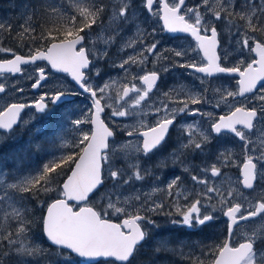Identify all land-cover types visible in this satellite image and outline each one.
<instances>
[{
  "label": "snow or ice",
  "instance_id": "obj_1",
  "mask_svg": "<svg viewBox=\"0 0 264 264\" xmlns=\"http://www.w3.org/2000/svg\"><path fill=\"white\" fill-rule=\"evenodd\" d=\"M203 3L207 4V0H203ZM154 5L158 8V11L155 13H153ZM130 6L131 0H112L111 24L114 25L113 30L117 33L120 29V22H128L126 12ZM184 6L185 0H174L172 3L169 0H146V7L149 14L155 15L159 20H162L163 30L173 34H189L195 40V47L192 51L199 50L203 53L206 65L199 66L197 63L192 62L181 64L179 65L180 67L193 69L195 72L204 74L206 77H212L216 74L237 77L236 91L228 90L227 88L222 89L220 87L214 89V92L219 94L221 98L216 102L215 107L227 106L229 112L219 116L217 118L218 122H212L210 129L216 134L228 131L239 138V140L245 141L246 136L244 131L240 130L237 126L242 125L244 129H252L254 121L264 122V92L257 89L258 84L260 85V89H264V37L256 35L258 32L264 33V22L259 20V16L264 15V0H261L259 9L256 8L254 2L245 0V6L252 13V16H248L247 12L240 15V19H246L247 24L243 30L236 27V32L243 31L241 38L236 41L238 46L236 50L241 55L246 50L248 59L245 61L244 59L237 58L232 66H221L224 61H227L231 53L228 49L221 48V54L218 55L217 48L220 46V41H218V31L213 26V21L202 20L201 14L198 11ZM182 7L184 8V14H181ZM231 7L232 0H228L227 6L222 5V10H224L226 16L225 27L229 35L233 34L232 28L235 26L228 18L231 15ZM103 11L104 9L98 5H93L91 10L88 8L81 9V16L84 17L83 23L76 25L74 19H69L68 23L71 27H65L63 29V36L59 42H52L50 47H47L43 51H36L27 59L16 55L15 59L0 63V70L6 68L9 73H20L21 64L27 65L35 64L37 61H46L51 69L68 74L83 92L89 94L92 100L93 111L84 120L77 119L75 124L91 123L94 125V128L90 134L84 133L77 145L78 147L82 145V150L78 159L74 161L71 175L67 176L66 182L59 189L58 195H62V198H57L55 202L47 204L46 206L42 205L46 210V215H42L40 218L42 231L52 245L58 246L59 249H66L80 258H86L89 261H95L97 258H114V262H119V264H134L139 246L146 238V232L142 230L141 224V221H145L146 217L134 214L127 219H123L122 223H114L106 215H102L101 212H97L92 216L88 215L94 212L93 208L88 206L89 196L103 183L102 168L104 162L109 160L106 152L109 147L107 140L113 136V132L100 118V114L104 110L101 99H103V94L108 88V84L93 86L89 83L90 77L87 75L93 69L96 76L100 75V69L95 67V60L106 56L107 51L105 50L103 53L97 55L94 60H90L89 55H91V49L87 53L85 50L86 36H90V32H86L84 35H80V33L84 32L85 28L91 29V26L97 23V15ZM52 14H57V9L52 8ZM189 14L194 18L191 22L189 18H186ZM253 17H256V19L254 20ZM220 19L221 12L215 11L213 13V20ZM5 28L6 26L4 24H0V31L5 30ZM52 39H55V37ZM155 48L156 45L152 44L145 50L151 53ZM253 53L258 59L252 56ZM174 54L177 57H181L187 55V50L175 51ZM142 63L144 61L139 62V64ZM133 64H138V62L129 57L121 60L118 64L113 62V67L122 69L127 76L130 74ZM139 79L147 86L142 94H140L141 89L135 86L131 89L125 88L123 92L124 96H127L129 91L136 92L138 94V99L136 100L137 105L149 96V93L156 86L158 76L153 71L150 74L140 76ZM46 81L45 68L40 67L38 69V76L32 84V87H43ZM5 91V87L0 84V94L5 93ZM65 96L66 93L62 89H56L50 96V100L58 102ZM226 97H231L233 100L238 97H243V103L245 105L252 99L260 103L258 107L254 108L234 106ZM44 100L45 97L41 96L40 102L35 104V108L41 113H44L48 108ZM201 102V96L191 97L192 104H200ZM203 102L209 103L210 101L203 99ZM25 107L27 105L24 103H13L5 111L0 112V129H12ZM188 111L191 110L187 104L180 109V113ZM128 114L127 111L122 110L111 113L112 116L119 117H125ZM192 114L207 115L210 121L213 119L212 113L195 112ZM176 115L177 113H173L171 117L165 116L162 119H158L155 122V126L142 125L146 129L143 131L140 130V127L133 126L128 131V136L142 138L140 141L142 146L137 147L136 151L147 157L157 149L165 141L169 127L173 125ZM188 128V140L181 144V150H199L202 152V143L192 139L191 125ZM200 136L204 143L210 140V136L206 132H201ZM62 159L68 161L73 160V157L68 155L67 157H62ZM257 165H260L259 169H257ZM59 167V164L46 165L44 167V173L47 174ZM243 167V185L245 188L253 189L257 177H259L261 182H264V152L256 159L255 163L249 157ZM185 171H188V169L185 168ZM144 173L148 174L149 170L144 169ZM211 174L217 176L219 175V170L213 166ZM59 175L60 173H57L56 177H46V175L32 177L21 182L20 185L11 184L9 187L23 193H31L38 197L41 191L45 194L52 191L51 185L56 182ZM107 175L114 181L122 180L123 183H128L129 179H135L136 181L145 179V175L141 174L140 171H136L133 177L125 178L123 171L113 170L111 164L108 166ZM191 178L194 183L203 186L206 194L218 193V189L209 186L208 181L197 179L195 176ZM40 181H44V185L33 192V185L38 184ZM70 181H72L71 186L69 184ZM178 182V178H174L169 182L168 190L170 195L172 194L170 189ZM70 187L71 193L69 191ZM230 195L231 193H229ZM136 199L139 200L140 197L137 196ZM10 200L11 193L7 190L0 189V204ZM69 201L75 202V210ZM11 206L9 204V207ZM173 207L175 208V214L182 219L172 222L180 223L189 228H192L194 225L204 226L216 218L212 214L216 211V207L211 204H202L200 199H195L187 207H182L179 203H174ZM163 208L164 204L161 202L147 207L146 210L148 212L159 213ZM202 208L204 209L203 213L201 211ZM108 209H114L115 214L123 213L125 216L129 215L125 208L116 207L111 200L107 203V208L104 212L107 213ZM220 210L223 211V209ZM14 211L19 216V211L15 209ZM257 211H264V203L259 204L258 208L251 211L247 216L241 212V204L239 203L227 207V211H223V214L231 221L229 225L231 228V225L236 223V214H240L241 220H248L256 216ZM167 214L172 215V213ZM28 227L29 223L26 217L19 220V233H26ZM231 236L232 233L229 232V237L220 243L219 246L211 247L210 252L213 259L210 261V264H264V247H258V245H264V235L260 237L245 236L243 242L234 241L231 239ZM6 242L15 247L17 252L28 257H33L38 251H43L42 249H35L33 247H21L16 244V241L8 238H6ZM195 264H205V262L197 258Z\"/></svg>",
  "mask_w": 264,
  "mask_h": 264
},
{
  "label": "flooded vegetation",
  "instance_id": "obj_2",
  "mask_svg": "<svg viewBox=\"0 0 264 264\" xmlns=\"http://www.w3.org/2000/svg\"><path fill=\"white\" fill-rule=\"evenodd\" d=\"M91 1L93 5H98L99 7H102L104 11L97 15L96 19L98 23L93 24L91 26V29L85 28L84 32H81L80 35H84L86 32H90V36H86L85 40L86 53L89 49H91V55H89L90 60H94L95 56L103 53L105 51L104 48L107 49L106 56L95 60V67L101 69L102 74H104L105 68L107 67L108 63L112 61L120 62L121 60L129 57L133 58L131 54V46L126 47L127 50L123 52V47L127 46V42H129V39L124 38L123 35L132 32L133 24H129V22L124 23L121 21L119 32L117 33L113 30L114 25L111 24L110 19V9H112V0H51V3L48 7V22L46 24L48 30L44 34H50L52 36L50 38V43L47 44V47L52 42H59V40L63 36V29L65 27H71V25L68 23L69 19H74L76 25H81L83 23L84 17L81 16V9L90 6L88 8L91 10L93 8ZM195 1L198 0H185L184 7H187L190 2L194 3ZM169 2L172 3L173 0H169ZM52 8L57 9L58 14L53 15ZM131 9H138L140 11L142 10V17L140 18V20L143 24H145V26L150 27L149 31L151 32V35L146 38L148 42H151V39L154 37L159 36L160 39H163L164 36L166 38L164 40L169 39L171 42H173L174 40L177 42H180L181 40H186L189 41L190 44L192 41L193 47H195V40L189 34L172 35L166 30H163L161 20H159L157 16L149 14L146 7V0H131V6L126 12L127 17ZM156 11H158V8L154 5L153 13H155ZM181 14H184L183 7L181 8ZM205 19H209V16H206ZM225 19L226 16H223L220 20H218V24L213 23V26L217 28L218 41H220V46L217 48L218 55L221 54V48H223L226 43H231L234 45L236 44V41L240 39L243 35V33L238 32L237 34H233V37L230 42L228 39L226 41L225 37H227V33L225 31H221L220 29V23L222 20L225 21ZM259 20L264 22V18L262 15L260 16ZM34 24L37 31L40 26H44L42 20H39V16H35ZM104 30L109 34V36L112 35V37H114L108 43V45L106 44V42H104V40L101 39V37L105 33ZM156 30H158V34ZM73 31H75V29H73ZM121 31H123V35L120 34ZM256 35L264 37V33L258 32L256 33ZM53 37H55V39H52ZM21 43L22 42L10 43V47H12V50L3 59L11 60L16 55L22 57H30V55L34 54L36 51H43L47 48L44 47L41 49L38 46V48L35 50V48L32 47L29 42L25 47ZM42 44L43 42H41V45ZM118 48H121V51ZM155 50L153 52H155ZM193 52L194 53L190 55L193 61L199 66L206 65V61L203 58V53L199 50ZM171 56H173V58L176 59L177 62L172 65V68L169 72L164 73L160 71L159 68L156 66L154 69H147V72L145 73L150 74L151 72L155 71L157 73L158 80L156 86L149 93L151 101L148 102L147 112L151 114H145L144 116H141L140 119L149 120L150 118H156L161 113H177L173 125L169 127V131L165 141L162 142L161 145L158 146V148L155 149L152 153H150L147 157H145L141 153V158L144 161L143 164L147 165L146 169L149 170V173L145 174L146 178L142 180V182H144V187H147V190H145L146 193L140 196V198H142L141 203L144 204L146 208L144 209L140 205H137L136 208H132V210L130 211L129 209H126L129 213L128 216L123 215V213L114 214V219H110L112 222L122 223L123 219H127L129 218V216L134 214H139L141 216L146 217L145 221H141L142 228L146 232V238L139 246V251L136 254L134 264H136L137 260H141L143 258H145L143 261L144 264H158V262L160 261L161 264H163L162 262L164 261H177V264H195L197 258L201 260V258H204L205 256H207L208 259L211 261L213 259V256L210 252L211 247L219 246L220 243H222L225 239L229 237V232L232 233L231 239L237 242H243L245 236L260 237L264 235V233L259 235L254 230V226L256 223L264 224V211H257L256 216L251 217L248 220H241L233 229V231H230V221L223 214V211H227V207L234 206L236 203H239L241 204V212L247 216L251 211L257 209L259 204L264 203V182H261L259 180V177H257V180L254 182L253 189H247L243 185L244 163L247 162V159L249 157H251L253 163H255L256 159L262 154V152H264V122L260 121H254V126L252 129H244L242 125L237 126L240 130L244 131L246 136L245 141L239 140V138L235 137L234 134L228 131H224L221 134H217L218 136H227V141L225 142V144L227 145V150H236L237 148H243L244 153L246 151L245 158L240 161L239 164L237 163V167L234 168V172L239 177V181L236 184V189L240 190L243 202L234 201L230 202V205H228L226 202V207L223 209V211L220 210L222 209V205H220V208H216V211L212 213L216 218L204 226H198V228H194L195 225L192 228H189L183 226L180 223L172 222L174 220L179 221L182 219L180 216L175 214V208L173 207L174 203H179L182 207H187L189 203L193 202V200L200 199L202 204H207V200L211 197H215L217 194L216 192H214L216 194H206L204 192L203 186L194 183L191 178L192 176H195L197 177V179H201L200 173L204 171V168L202 167V162L205 160V156L206 158L209 157L210 145L203 142L200 136L201 132L191 127L192 139L202 143L203 151L201 152L197 150L193 151L192 154H189L187 153L189 150H185L180 154L178 147L180 143H183V141L178 135L180 134V126L186 123H182L179 126V117H185L188 121L193 117H197L198 115H200H193L192 113H206L209 108H213L214 110H217L219 112L217 118L229 112V108L227 106L215 107L214 105L210 106L209 103L204 102L199 104V107L203 109H191V107H188L191 111L184 113H180V109L183 108V104L185 103V101H187L186 103L190 102L191 97L195 96L196 94L205 99H207V97L209 96L217 94L214 92L215 85H218L220 88L223 89L227 88V83H231L233 84V89L237 90V77L226 74H216L212 77H206L204 74L197 73L193 69L179 66L181 64H187L192 62H185V60L182 59V56L177 57L173 53L169 54V57ZM252 56L256 58L254 53L252 54ZM247 59L248 57L245 59V61H247ZM168 61L171 62L172 59L169 58ZM164 63L168 62L164 60ZM233 63L234 62L227 60L224 61L221 66H232ZM161 64L163 63H159V65ZM40 67L45 68L47 81L43 87L35 89L34 87H32V84L35 82V79L38 76V69ZM28 68H36L34 78H32V80H27L25 85L18 87V89L14 92L13 85H17L23 82L26 73V68H23L24 74L20 76H14L11 74L0 75V84H2V86H4L6 89L5 93L0 94V101L8 99L6 102V106L2 111H5L7 107L11 106V104L13 103H24L27 105L24 111L20 114V119L16 126H14L10 130L0 129V177L2 174L6 175L9 182L17 181L21 177H33L41 174L40 167H37L36 169L35 166H45L46 162L49 161L45 159V156L48 153L52 152L55 147V143L57 141L56 133L60 132L57 130H60L62 125H64L65 128L70 126L71 124L73 115L68 109L69 106L77 105L79 102L88 103V113L81 115L80 120H84L93 111L92 100L90 99L89 94L83 92V90L71 79L68 74L55 73L51 70V67L45 61H38L35 64H31ZM87 75L90 77V81H94L96 79L94 69L90 70ZM200 78H202L203 81H201ZM54 79L66 80L71 87L69 89H62L66 93V96L58 102L50 100V96L54 93L56 89L50 92L47 91V85H49V82ZM205 81L210 82V87L206 88V91L204 90L203 92L200 85ZM143 86L145 87V89L147 88L146 85L143 84ZM169 86H171V88L175 90L174 93H167L164 91ZM125 88L131 89L132 87ZM257 89H259L261 92H264V89H260V85L257 86ZM133 94L134 91H129V94L126 97L122 95L124 104L128 103V101L131 100ZM41 96L45 97L44 102L48 105V108L44 113L39 112V110L35 108V104L40 102ZM155 97H157V99ZM153 98L156 99V104L153 103ZM220 99L221 98L219 96V100ZM234 101L237 102L236 106H244L247 108L258 107L260 103L259 101L252 99L245 105L243 103V97H238ZM121 102L122 101H120V103ZM212 102L215 103L217 101L212 100ZM101 104L102 106H104L105 111V115L103 116V118L108 124V122L106 121V115L107 113H109V107L107 106L104 99H101ZM171 116L172 115L168 117ZM74 118L78 119L76 115L74 116ZM75 121L76 120H74V122ZM134 121L138 122V120L136 119ZM156 121L157 120H155V122ZM83 124L87 126L90 125V129L92 130L91 123ZM152 126H155V123ZM109 127L113 130L115 135L114 140H112L111 142L112 150L114 144L119 143L123 139L129 138V136L128 133L122 132L118 128L113 129V127L110 125ZM140 130L143 131L146 129L143 127ZM188 130L189 128H186L182 125L181 133L186 136L185 141L188 140ZM64 135L66 136V133H64ZM252 136L255 138L254 144L250 141V138ZM133 137L139 142L140 146H142L140 143L142 138L137 136ZM43 141L47 142L43 144L45 148H43L42 150V146L40 150H37L40 148V142ZM246 144L249 145L246 146ZM79 148L80 147H78V149L76 150L77 154H80L82 150L81 148ZM77 154L75 156L76 159H78L79 156V154L78 156ZM224 156L227 157V153H225ZM135 158L136 156L133 157L131 160ZM22 159L26 160V162H24L26 163V165H22L19 163ZM115 161L117 163V166L120 167L119 170L123 171L124 177H128L130 175V169L126 166V164L120 159V157H116ZM16 163H18V166L16 165ZM259 167L260 165H257V169H259ZM185 168H187L188 171H185ZM224 171L227 172V159ZM104 174H106V169ZM211 177L212 179H215L216 176L212 175ZM174 178H178L179 182L177 184H174L173 187L170 189V192L172 193L170 195L168 190V184ZM135 182L136 181L133 179H129L128 181V183L131 184V187L140 186L139 184H135ZM223 183L227 188V178L223 181ZM114 186H116L114 188L118 190L121 187L125 188V183H123L122 180L114 181ZM1 187L2 184L0 183V189ZM152 188H158V191L155 193V195L149 193V190ZM119 192L120 189L118 190V193ZM185 197H187V199H185ZM249 198L250 202L252 203L250 206H248L247 204V199ZM161 202L164 204V208L160 210L159 213L148 212L146 210L147 207L152 206L155 203ZM4 212L5 210L3 206H0V214H3ZM167 213H172V215H168ZM238 219H240L239 213L236 214V220ZM1 224L2 228H0V231L5 228L7 222H4L3 224L2 218H0V227ZM183 230H187L188 234L197 231L201 233L202 231L207 230L210 231L212 235L210 236L209 242L206 244L185 246V241L188 240V236L185 238L180 237L183 233ZM239 230L243 231L245 233V236L241 237L239 234ZM216 237L218 238L215 241ZM258 247H264V245H258ZM161 251H165V253L161 254ZM67 254L68 256L72 255L70 252H68ZM182 255L187 256L181 260L180 257ZM72 256L74 257V255ZM78 261H81L84 264L103 263V261H100L98 263H89L81 259H79Z\"/></svg>",
  "mask_w": 264,
  "mask_h": 264
},
{
  "label": "rangeland",
  "instance_id": "obj_3",
  "mask_svg": "<svg viewBox=\"0 0 264 264\" xmlns=\"http://www.w3.org/2000/svg\"><path fill=\"white\" fill-rule=\"evenodd\" d=\"M173 2H174V0H173ZM192 3L193 2H190V4H188L187 7L198 11L201 14L202 20H204V21L212 20L213 23L218 24V20H213V13L215 11H220L221 17L225 16V12H224V10H222V5L227 6L228 0H207V4H204L203 0H198V1H195L193 4ZM235 4H236V1L232 0V7H231L230 11H231V13H234L237 17H240V15H242L244 12H247L248 15L252 14L248 9L247 10H244V9L243 10H237L236 8L239 7V5H240L239 1L237 2L236 5ZM257 9H259V8H257ZM17 10H18L17 14H21V15L23 14V17H21L20 15L17 16V15L10 14V16L12 17L10 19L6 15H0V24H4L6 26L5 30L0 31V40H1L0 41V54H2V55L5 54L6 50H12V47H10V43H8V41H7L9 35L15 36V39L13 42H16L18 40L19 36H26V35H28V36L34 35L35 37L39 36L38 31H34V25L27 18V17H30L32 15V13L31 14L28 13L29 16L26 17V14H24L22 9H17ZM14 13H16V10H14ZM204 14H205V16H204ZM206 16H209V19H205ZM141 17H142V10L140 11L138 9L137 10L131 9L129 12V15H128V22H129V24H133L132 32L126 33L125 35H123V31L120 32V34H122L124 38L129 39V42H127L128 45L123 47V52L127 50L126 47L131 46L132 57L135 61L138 62V64H133L131 66L130 74L126 76L122 69H119L118 67H113V62H115L117 64L119 62L118 61H112V62L108 63L109 65H108V67L105 68L104 74H102V71L100 69V75L96 76V79L94 81L89 82L93 86H103L105 83L108 84V88L105 90V93L103 94V99L105 100L107 106L109 107V113H107V115H106V121L108 122V124L110 126L113 127V129L118 128L122 132H126V133H128V131L131 130L133 128V126L140 127V129L143 128L142 125L152 126L155 123V120H158V119L165 117V116L173 115V113H161L156 118L155 117L150 118L149 120L140 119L141 116H144L145 114H151V113L147 112L148 102L151 101L150 97L149 96L146 97L145 100L141 101L140 104L137 105L136 100L138 99V94L136 92H134L131 100L128 101V103L124 104L123 97H122L124 88L125 87H132L133 88V86H135L136 88L141 89L140 94H142L143 90H145V87L143 86L142 80H140L139 77L144 75L147 72V69H150V68L154 69L156 66L159 68L160 71H162L164 73L169 72L172 68V65L177 62V60L174 59L173 56L169 57V54H172V53L174 54L175 51L187 50V55L182 56V59L185 60V62H189V61L194 62L193 59L190 57V55L192 53H194L192 51V49L194 48L192 41L190 44H189V41H186V40H181L180 42H177L174 40L173 42H171L169 39L164 40V39H166L164 36H163V39H160L158 36V37L152 38L151 42H148L146 40V38L151 35V32L149 31L150 27L145 26V24H143L141 22V20H140ZM187 18H189L190 21L192 19H194L193 17H191V14H189V16H187ZM16 22H17V24L15 25V29L11 30L10 25L13 23H16ZM220 26H221L220 27L221 31H225L227 33L226 34L224 32L227 35V37H225L226 41L228 39L230 42V40L232 39L233 36L229 35V33L226 31L225 21L222 20L220 23ZM153 28H154V26H153ZM241 29L243 30L244 28H241ZM156 32L158 34V30H156ZM156 32H155V34H156ZM105 33L103 34L101 39L104 40V42H106V44L108 45V43L114 37H112V35L109 36V34H107V32H105ZM241 33H243V31H241ZM178 41H179V39H178ZM152 44H155L157 48H156L155 52L149 53L145 49L147 47L151 46ZM237 47H238L237 44L233 45L231 43H226L224 45L223 48L228 49V51L231 53V55L229 56V58L227 60L234 62L235 59H237V58L245 60L248 57L246 50H245L244 54L241 55V53L236 50ZM121 48H118V49L121 51ZM104 50H107V49L104 48ZM169 58L172 59L171 62L168 61ZM164 60H166V62H168V63H164ZM141 61H144V63L139 64V62H141ZM161 62L163 64L159 65V63H161ZM35 73H36V68H27L23 82H21L20 84H17V85H13V87H14L13 92L15 90H17L18 87L25 85L27 80H32V78H34V76H35ZM200 80L203 81L202 78H200ZM221 86H223V85H221ZM200 87H201L202 91L204 92V90L206 88L210 87V82L205 81L200 85ZM217 87H219V86L215 85L214 89H216ZM59 88L69 89L71 87L66 80H55V79L50 81L49 85H47V91H49V92L53 91L55 89H59ZM233 88H234L233 84L227 83V89L228 90L236 91ZM164 91L167 93H174L175 90L173 88H171V86H169ZM15 93H17V92H15ZM170 95H172V94H170ZM195 96H199V95L196 94ZM155 98L157 99V97H155ZM156 99L153 98V103H155V104L157 103ZM203 99H205V98H202V102H203ZM226 99L231 104L236 106L237 102L232 100L231 97H226ZM7 100L8 99L0 101V111H2L4 109V107L6 106ZM207 100L210 101L209 102L210 106H212V105L215 106L216 102L213 103L212 100L213 101L214 100L219 101V94L209 96V97H207ZM120 101H122V102L120 103ZM83 102H84V100H83ZM186 102L187 101H185V103L183 104V107L185 104H187L188 107H191V109H193V108L199 109L200 108L199 104H192L191 101L188 103H186ZM68 109H69L70 113H72V115H73L71 124H70V126L65 127V128H64V125H62L61 129L57 130L60 132L56 133L57 141L55 143V147L52 150V152L48 153L45 156V159L49 160L46 162L45 166L46 165L51 166V165H54L57 163L63 164V173L67 172L72 161L71 160L65 161L64 159H62V157H67L68 155H71L74 158L77 154L76 153V150L78 149L77 145L79 144L83 134L84 133H89V134L91 133L90 125L89 126H87L85 124L76 125L74 122V120H77L76 118H74L75 115L78 117V119H80L81 115L88 113V103L79 102L77 105L69 106ZM200 109H203V108H200ZM117 110L127 111L129 114L125 117L112 116L111 113L113 111H117ZM206 113H212L213 119L211 121L209 120L207 115H198L197 117H193L192 119H190L188 121L186 120L185 117L180 116L179 117V119H180L179 126L182 123H186V124H182V125L186 128H188V126L191 125L192 128L197 129L199 132H206L210 136V140L207 142V144L210 145L209 157L206 158V156H205V160L202 162V167L204 168V171L200 173V178L208 181L209 186H211V187L215 186V188L218 189V193L217 192H216L217 194L214 193V194H216V196L209 198L207 200V204L214 205L217 209L220 208V205H222V209H224L226 207V202L228 205L231 204L230 202H234V201L243 202V198H242V195L240 193V190L236 189V184L239 181V177L234 172V168L237 167V163L239 164L240 161H242L245 158L246 151L244 153L243 148H237L236 150H227V145L225 144V142L227 141V136H220V135L218 136L217 134H214L210 129L211 123L218 121L216 118L219 115V112L217 110H214L213 108H209ZM135 119L138 120V122L134 121ZM196 122H197V125H196ZM190 123H193V124H190ZM182 125L180 126V134L178 136L182 139V141L184 143V142H186L185 141L186 136L183 133H181ZM64 133H66V136L64 135ZM250 141L254 144L255 138L252 136L250 138ZM183 143H180L179 147H178L180 154L185 151V150L182 151L180 148L181 144H183ZM247 145H249V144H246V146ZM137 147H140V144L134 137H129V138L123 139L119 143H116L113 145L111 152L108 154L109 160L105 162V169H106L105 185L102 189H100V191L93 198L90 199V201L88 203L89 206H92L98 212H101L102 215H106L108 219L113 220L114 214H115L114 209H108L107 213L104 212V210L107 208V203L109 202V200H111L115 204L116 207H123L125 209H129V211L132 210V208H136L137 205H140L144 209L146 208V206L141 203L142 198H140L139 200H136L137 196L140 197L142 194L146 193L145 190H147V187H144V185H143L144 182L136 181L135 179H133L136 181L135 184H137V185L139 184L140 186H132L131 187V184L125 183V188H123V187L119 188L120 192L118 193L119 189L117 190L114 188L116 186H114L113 179L109 178L107 175L109 164H111L113 170H119L120 169V167L117 166V163L115 161L116 157H120V159L130 169V175L128 177H133L134 173L136 171H140L141 174L145 175L144 169L147 168V165L143 164L144 161L141 158V153L136 151ZM80 148L82 149V145L80 146ZM192 152L193 151H188L187 153L192 154ZM225 153H227V157L224 156ZM78 154H77V156H78ZM135 156H136V158L131 160ZM226 159H227V172L224 171ZM213 166L219 170V175H218V177L216 176L215 179H212V177H211ZM39 167L40 166H38V168ZM55 170H56V168H55ZM40 171H41V174H39L38 176H33V177H39L41 175H46L44 173L43 169H40ZM58 173L63 174L60 171ZM61 174L57 177L56 182H58ZM46 177H56V174L46 175ZM30 178H32V177L25 176V177L19 178L17 181L9 182L6 175H4V174L1 175V177H0V183L2 184L1 189L7 190L8 192L11 193V200L5 201L3 204H0V206H3V208L5 210V212L3 214H0V218H2V221L4 224V222H7L10 218H13V216H15L16 218L19 217V219L17 220V222L14 225L15 229L11 230L10 234H7V232L5 233V235L8 239H12V240L16 241V244L20 245L21 247H33L35 249H40V248L45 249V246H43V245L39 246L37 244V246H35V242L33 240H31V238L28 235L30 232L29 229H27L26 233H19V231H18L19 220H20L22 213L26 215L25 212H29V210L31 209L30 208L31 204L28 203V200L29 199L33 200V197H35L36 195H33L31 193H23V192L18 191L16 189H11L9 187V185H11V184L20 185L21 182L26 181L27 179H30ZM145 178H146V176H145ZM226 178H227V188L225 187V185L223 183V181ZM7 182H9V183H7ZM43 185H44V181H41L38 184L33 185V187H34L33 192H35V190L37 188H41ZM51 187H52V189H53V187H55L57 189L58 185L55 186V183H53L51 185ZM157 191H158V188H152L149 190V193H151L152 195H155V193ZM226 191H227V197H226ZM58 192L59 191L57 190V193ZM229 193H231L230 196H229ZM218 196H219V198H218ZM58 198H62V195H58ZM53 200H55V199H53ZM53 200L47 201L44 204V206H46L47 204H50ZM193 202H194V200H193ZM9 204H11L12 206L9 207ZM247 204H248V206H250L252 204L250 202V198L247 199ZM33 206H34V204H33ZM14 209L19 211V216L16 215ZM43 211H45V207H43ZM201 211L203 213L204 209L202 208ZM0 228H2V224H1ZM194 228H198V226L195 225ZM254 230L259 235L263 234L264 233V224L263 223H256L254 226ZM183 231H185V230H183ZM239 234L241 237L245 236L244 235L245 233L241 230H239ZM6 244L9 247V251H14L18 255H24L20 252H17L15 247L9 245L8 243H6ZM182 256L185 258L187 255H182ZM70 258L71 257H63V256L55 257V256H53L52 259H50L48 262H46V263L44 262V263L45 264H57V262H52V261L55 259H58L59 261L64 260L65 262H63V263H65V264H73L72 262L69 261ZM74 258H77V257L74 256ZM143 260H144V258L141 259V261H143ZM208 260L209 259L207 256H205L204 258H201V261H204V262H206ZM168 262L169 261H164L163 264H169ZM22 263H26V262L23 261ZM4 264H6V263H4ZM34 264H37V263H34ZM78 264H84V263H82L80 261V263H78ZM100 264H113V261H106V262H103ZM114 264H116V263L114 262ZM136 264H138V263H136Z\"/></svg>",
  "mask_w": 264,
  "mask_h": 264
},
{
  "label": "trees",
  "instance_id": "obj_4",
  "mask_svg": "<svg viewBox=\"0 0 264 264\" xmlns=\"http://www.w3.org/2000/svg\"><path fill=\"white\" fill-rule=\"evenodd\" d=\"M235 1H236V3L238 1L240 2L239 7L236 8L237 10H243V9L247 10L248 9L245 6V0H235ZM249 2H254L256 8H259L261 0H249ZM0 4H1L0 5V13L1 14H6L9 12L14 13V10H16V13H17V11H18L17 9H20V8L29 9L30 11H32V20H33V12L36 10H40L39 11L40 14L38 16H39V20H42V23L44 26L43 27L40 26V28L38 29L39 36L38 37H35L34 35L19 36L20 38L18 37V40L16 39L17 40L16 42H22L21 44L24 47L29 42L31 44V46L35 48V50L38 48V46L41 49L44 47H47V44L50 43V38L52 37L50 34H44L48 30L47 25H46L48 22L47 13L49 10L48 9V7H49L48 0H0ZM44 10H46L47 12ZM230 13H231V11H230ZM230 16L232 17V16H236V15L234 13H231ZM231 20H232V18H231ZM10 28H11V30H14L15 29V23L11 24ZM41 30L43 31V33ZM34 31H35V29H34ZM14 39H15V36L9 35L7 40L10 43H12L14 41ZM37 42H38V44H37ZM41 42H43L42 45H41ZM45 143H47V142L46 141L40 142V148L37 150H40L41 147L43 146V144H45ZM43 148H45V147L43 146L42 150H43ZM75 160H76L75 157L73 158V160H71L72 162H71L66 173H63V164L57 163L60 165V167L56 168L55 171H53L51 173L49 172L46 174V175H54L60 171L64 175L60 173L61 176H60L58 182H55V186L58 185L57 189L55 187H53L52 191H50L48 194H45L41 191L38 197L37 196L33 197V200L29 199L28 203L31 204V206H30L31 209L29 210V212H25L26 215L22 213V215L20 217V219H23L25 217L27 218V221L29 223L28 229L30 231L28 235L31 238V240H33L35 242V246H37V244L39 246L43 245V246H45V249L40 248L43 251L37 252V254L33 257H28L25 255H18L14 251H9V247L6 244L7 243L6 242L7 237H6L5 233L7 232V234H10L11 233L10 231L15 229L14 225L17 222V220L19 219V217L16 218L15 216H13V218H10L7 221L5 228L2 231H0V264H4V263H6V264L7 263L8 264H21L23 261L26 263H22V264H34V263L43 264L44 262L46 263L50 259H52L53 256H55V257H59V256L71 257L69 259L70 262H72L73 264L80 263L72 255L68 256L67 252L62 251L61 249H58V248H55V247H52L51 245H49L44 238L41 223H40V218L42 215H44V212H45V211H43L42 205L44 206V204L49 200H53V199L58 198L57 190L59 191V189L61 188L63 182L65 181L69 172L71 171ZM24 162H26V160L22 159L21 162H19V163L22 165H26V163H24ZM17 164L18 163H16V165ZM37 167L38 166H35L36 169H37ZM42 168L44 170V166H40V169H42ZM33 204H34V206H33ZM187 232H188L187 230L183 231L182 235L180 236L182 238H185L188 236V240L185 241V246H191V245H197V244H199V245L206 244L209 242L210 236L212 235V233L210 231H207V230H204L201 233H199L197 231V232H191L190 234H188ZM218 237L215 238V241ZM163 253H165V251H161V254H163ZM180 259L182 260V259H184V257L181 256ZM161 260H164V259H161ZM143 261L137 260L136 263L144 264ZM52 262H57V264H65V263H63V262H65L64 260L59 261L58 259H55ZM160 263H161V261L158 262V264H160ZM162 263H164V262H162ZM168 263L169 264H177L178 262L177 261H169ZM205 264H210V260L206 261Z\"/></svg>",
  "mask_w": 264,
  "mask_h": 264
},
{
  "label": "water",
  "instance_id": "obj_5",
  "mask_svg": "<svg viewBox=\"0 0 264 264\" xmlns=\"http://www.w3.org/2000/svg\"><path fill=\"white\" fill-rule=\"evenodd\" d=\"M162 21V20H161ZM172 35H174L173 33H171ZM175 34H183V33H175ZM50 47V46H49ZM257 57V56H256ZM257 59H258V57H257ZM38 62V61H37ZM0 63H5V62H1L0 61ZM55 72H57L55 69H53ZM0 73H8L7 72V70H6V68L5 69H3V70H0ZM57 73H62V72H57ZM14 74H16V73H14ZM157 83V82H156ZM259 85V84H258ZM257 85V86H258ZM147 87V86H146ZM37 89V88H36ZM129 94V93H128ZM126 97V96H125ZM23 112V111H22ZM21 112V113H22ZM105 115V111L103 110L102 112H101V114H100V118H101V120L104 122V124L113 132V130L109 127V125L105 122V120H104V118H103V116ZM19 119H20V116H19V118H18V120H17V123L16 124H14L13 125V127L14 126H16L17 124H18V122H19ZM92 125V124H91ZM12 127V128H13ZM94 128V125H92V129ZM3 130H10V129H3ZM114 138H115V135H114V132H113V136L112 137H109L108 138V140H107V143H108V145H109V147H108V149L106 150V152H108L109 150H110V146H111V142H112V140H114ZM73 167H74V165H73ZM73 167H72V169H71V171L73 170ZM71 171H70V173H69V175H71ZM68 175V176H69ZM67 179V178H66ZM66 179H65V181L64 182H66ZM102 181H103V183L92 193V194H90V196H89V201H90V199L92 198V197H94V195L104 186V184H105V181H104V165H103V168H102ZM63 182V183H64ZM69 184H70V186H71V184H72V181H70L69 182ZM62 186H63V184H62ZM69 191H70V193H71V187H70V189H69ZM89 201H88V203H89ZM53 202H55V201H53ZM69 203L70 204H72V205H75V202H73V201H69ZM90 207H92V206H90ZM93 208V207H92ZM75 210V209H74ZM93 210H94V212L93 213H89L88 215L89 216H92V215H95V213H97L98 211L95 209V208H93ZM45 215H46V212H45ZM228 218V217H227ZM228 220H229V218H228ZM111 221V220H110ZM230 221V220H229ZM241 221V219H238V220H236V223L235 224H232L231 225V228L229 227V229H230V231H233V229L236 227V225L239 223ZM112 222V221H111ZM115 223V222H114ZM231 224V221H230V223H229V225ZM142 230H143V228H142ZM44 234V233H43ZM44 237H45V234H44ZM45 240L50 244V245H52L47 239H46V237H45ZM142 243V242H141ZM53 247H56V248H58V246H55V245H52ZM63 250H66V249H63ZM66 251H68V250H66ZM69 252V251H68ZM71 254H73V253H71ZM73 255H75V254H73ZM76 257H78L77 255H75ZM79 259H81V260H84V261H87V262H89V263H96V262H99V261H114V258H97L95 261H89V260H87L86 258H80V257H78ZM116 263H119V262H116Z\"/></svg>",
  "mask_w": 264,
  "mask_h": 264
},
{
  "label": "bare ground",
  "instance_id": "obj_6",
  "mask_svg": "<svg viewBox=\"0 0 264 264\" xmlns=\"http://www.w3.org/2000/svg\"><path fill=\"white\" fill-rule=\"evenodd\" d=\"M54 1H56V0H54ZM74 1V0H73ZM72 2V1H71ZM104 2V1H103ZM59 3V2H58ZM83 3V2H82ZM91 3H92V1H91ZM100 3V2H99ZM55 4V3H54ZM85 4V3H84ZM87 4V3H86ZM94 4H95V2H94ZM112 4V3H111ZM1 5V4H0ZM28 5V4H27ZM57 5V4H56ZM92 5H93V3H92ZM103 5V4H102ZM61 6V5H60ZM83 7V6H82ZM88 7H90V6H88ZM87 7V8H88ZM104 7H105V4H104ZM86 8V7H85ZM64 9V8H63ZM89 9V8H88ZM66 10V9H65ZM80 10V9H79ZM106 10V9H105ZM111 10V9H110ZM58 12V11H57ZM110 12V11H109ZM61 13V12H60ZM58 14V13H57ZM50 15V14H49ZM56 15V14H55ZM107 16V15H106ZM55 17V16H54ZM109 19V18H108ZM111 19V18H110ZM109 19V20H110ZM59 21V20H58ZM105 21V20H104ZM108 22V21H107ZM98 23V22H97ZM35 25V24H34ZM104 28V27H103ZM108 29V28H107ZM106 29V30H107ZM108 31V30H107ZM113 31V30H112ZM104 32H105V30H104ZM165 32V31H164ZM106 34V33H105ZM108 34V33H107ZM100 37V36H99ZM181 37H183V36H181ZM185 37V36H184ZM121 39V38H120ZM97 40V39H96ZM9 48V47H8ZM27 49V48H26ZM25 51V50H24ZM25 53V52H24ZM96 57V56H95ZM121 59V58H120ZM202 62V61H201ZM72 100V99H71ZM1 166V165H0Z\"/></svg>",
  "mask_w": 264,
  "mask_h": 264
}]
</instances>
